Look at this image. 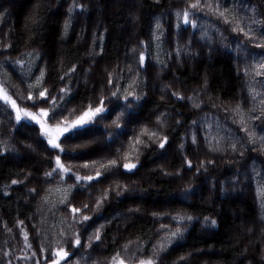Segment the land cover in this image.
<instances>
[{
    "label": "trees",
    "instance_id": "trees-1",
    "mask_svg": "<svg viewBox=\"0 0 264 264\" xmlns=\"http://www.w3.org/2000/svg\"><path fill=\"white\" fill-rule=\"evenodd\" d=\"M75 2L84 5L85 10H76L68 33L63 35L67 9L73 0H0V52H3L0 61L5 57L9 61L24 60L26 65H31V72L35 74L31 77L32 81L39 75L40 68H45L44 87L52 94L58 93L60 88L69 83L68 77L63 82L59 77L76 65L74 73L69 74L72 92L69 102L63 108L65 114L73 108L79 114L90 102L98 104L101 95L110 98V93L115 89L108 85L109 73H113L123 94L133 76L139 72V83L135 85V91L143 93L141 106L131 114L126 113L120 121L121 128L117 130L111 122L120 111L118 104L123 101H114L109 105L114 110L106 119L98 122L90 135L69 140L64 145L72 155L65 157L61 154L62 162L81 175L94 176L100 162L119 159L118 171L104 173L97 178L98 182H92L91 187H85L83 191L73 189L75 198L70 202L76 207L85 203L89 205L85 214L91 216L92 221L86 230L80 225L69 228L70 211L57 203L62 193L56 189L73 184L75 177L68 179L66 176L62 183L59 176H56L46 182L44 173L54 167V156L57 153L47 150L46 141L39 136V127L33 129L25 122L19 129H13L14 120L0 126V141H7L9 146L6 153L0 154V264H8L9 261L11 264H35L40 257H32L31 253L38 251L41 244L45 247L55 246L56 240L62 239L59 235L61 231L71 233L79 229L83 241L87 243L89 234L101 224L105 225L101 233L102 241L94 242L92 248H79L72 260L79 259L80 264H107L108 259L116 251H121L122 246L130 240L137 243L145 241V247L151 250L162 235L159 232L161 224L175 227L170 217L177 211H186L197 219L187 225L183 239L174 241L169 250L160 254L158 264H186L185 261L190 259L187 264H202L206 260L201 255L192 256V252L206 248L216 252L209 255V264H262L264 210L257 198L256 185L249 182L246 173L251 175L253 158L258 168H264V153L252 151V146L247 148L243 158L239 152L233 153L230 149L210 152L204 143L203 133L198 146L191 144V133L195 131L191 126L193 120L211 124L213 134L215 121L219 120L224 135L228 136L227 129L237 130L238 126L232 123V113L224 109L234 108L238 102L243 104L246 111L252 106L248 100L247 87L242 82L243 74L239 77L237 74V65L243 66V58L237 61L235 52L226 49L219 38L215 37L214 31L215 39L210 45L199 41L200 32L190 25L187 31L177 34L175 12L182 10L187 0ZM253 5L261 13L260 18L264 19V0H241L240 14L251 15L244 9ZM34 12L37 20L35 24L29 19ZM128 13L131 24L127 23ZM199 15L205 17V24L215 19L203 12ZM157 18L161 25L156 30L160 36L158 42L152 39ZM224 35L232 41L234 48L235 34L229 30ZM240 38L243 39L242 36ZM189 40L192 43L188 51L182 50L177 57L175 49L183 48ZM157 43L160 44L159 48ZM5 44L9 45L8 49H4ZM248 46L252 47L251 44ZM141 51L146 58L144 69L138 67ZM28 53H33V56H28ZM36 53L40 54L38 60L34 59ZM207 56L211 59L210 63ZM157 57L161 63H157ZM4 71H7L10 79L4 76ZM86 74H90V86L79 80V76ZM157 76L162 91L154 86ZM0 82L9 88L14 98H17V92L27 96V83L30 81L26 79L22 82L18 70L11 64L0 70ZM173 92H179L185 99H177L172 95ZM189 96L199 97V109L192 107L187 100ZM17 102L22 106L31 103L19 99ZM213 104L217 107H213ZM161 113L165 114L161 117L163 125L156 121ZM205 114L209 115L206 121L203 119ZM8 119V116L0 114V120ZM177 121L180 123L177 124ZM252 123L258 125V132L259 128H264V124L259 121ZM142 125L158 133L157 141L166 135L168 142L165 149H161L158 142L143 136L146 146L142 145L139 149L138 167L128 172L123 169L125 161L122 157L127 150L129 137L137 135ZM118 131L121 134H117ZM110 133L114 141L107 143ZM92 134L103 138L102 144H93L90 140ZM238 134L244 136V133ZM182 142L186 145L184 151L179 149ZM244 143L247 144L246 136ZM29 145L37 146L34 154L28 151ZM3 147L0 145V150ZM82 147L85 148L83 151ZM117 149L120 151L117 152ZM185 157L192 161L191 170H187ZM131 159L135 162L136 157ZM208 160L213 163L207 164V171L202 168L198 173L196 169L200 162ZM86 161H97V164L88 168L81 167ZM13 180L20 183L12 184ZM237 180L239 183H236ZM232 183L238 189L227 194ZM134 187L142 191L141 199L128 194ZM32 189L34 193L29 191ZM105 189L109 190L107 200L99 211H93L96 199ZM117 191H120V195H117ZM45 195L48 198L57 197V200L52 203V211H45L46 214L42 216L46 203L41 198ZM168 196L171 198L167 204L159 203L158 200ZM153 199H157V202ZM138 204L144 209L141 217L135 214ZM128 209H133L130 213L132 216L127 224L121 226L119 218L113 214ZM153 213H161L169 218L154 217ZM205 217L215 219L216 226L204 223ZM18 221H23V224H18ZM22 229L28 233L31 249L26 247L25 238L21 235ZM37 229H40L39 233ZM204 231H207V237H203ZM4 252L10 255L4 257ZM180 257H185V260L180 262Z\"/></svg>",
    "mask_w": 264,
    "mask_h": 264
},
{
    "label": "snow or ice",
    "instance_id": "snow-or-ice-1",
    "mask_svg": "<svg viewBox=\"0 0 264 264\" xmlns=\"http://www.w3.org/2000/svg\"><path fill=\"white\" fill-rule=\"evenodd\" d=\"M36 7L38 8L39 6L37 5ZM240 7L241 0H231V2L230 0H187L185 7L175 12V27L177 29V34L180 35L183 31H187V26L190 25L192 29L200 32L199 41L209 45L214 41L215 37H218L220 43L223 44L226 49L235 52V59L237 61L243 58V66L237 65V74L238 77L241 73L243 74L244 80L242 82L247 87L248 100L252 106L246 111L243 104L238 102L234 108L224 109L225 112L232 113L230 118L232 123L238 126V129L234 130L228 128L227 132L229 135L225 136L219 120L215 121V134H213L211 124L202 123L201 120H193L191 122V126L195 129V131L191 133L192 145H199L200 136L201 133H203V140L208 151L224 152L230 149L233 153L239 152L240 156L243 158L249 146H252V151L264 153V128H259L258 132V125L252 123L253 121H259L261 124H264V19L260 18L261 13L255 5L250 8L245 7L244 9L246 13H251V15H241L239 11ZM77 9L83 12L85 7L84 5L77 4L75 0H73V3L67 9L63 35L68 33L73 14ZM201 12L215 19L205 24L203 22L205 17L199 15ZM29 19L33 24L37 22L35 12L30 15ZM160 27V21L159 18H157L152 33V39L157 42L160 40V36L156 34V30L160 29ZM210 29L212 31H210ZM229 30L231 33L235 34L233 36V40L235 41L234 48L232 46V41H229L224 35V33ZM213 31L215 37L213 36ZM241 36L243 39L240 38ZM101 41H103V36H101ZM191 43L192 41L189 40L188 44L183 46V48L177 47L175 49L176 56L179 57L182 50L187 52ZM249 44H251L252 47H249ZM3 47L4 49H8L9 45L5 44ZM157 47H160L159 43H157ZM132 51L135 53V49ZM0 55H3V52H0ZM27 55L32 57L33 53H28ZM169 58H171V54H169ZM34 59H40V54L36 53ZM157 63H161L158 57ZM7 64H11L13 68L18 70L19 78L22 82H25L26 79L30 82L27 83V96L25 97L22 93L17 92L15 93L17 98H14V94L10 92L9 88L6 87L3 82H0V114L9 117L7 121L0 120V126H3L5 123H12L14 120L15 123L12 124L13 129H19L25 122H27V126L33 129H35L36 126L39 127V136L43 141H46L47 150L57 153L54 156V167H51L44 173L46 182L56 176H59L62 183L65 182L66 176L68 179H71L72 176L75 177L73 184H69L63 189H56V191L62 193L57 203L65 206L66 209L70 211L71 224H69V228H72L73 225H80L86 230L87 226H89L92 221V217L85 214L89 209V205L85 203L81 207L74 206L70 202L71 199L75 198L73 189L75 188L76 191H83L85 187H91L92 182H98L97 178L102 177L104 173H109L113 170L118 171L119 159L113 158L108 159L106 162H100V167L96 170L94 176L81 175L79 172H74L71 166H67L62 162L61 154L65 157L72 155L71 152L66 150L64 145L69 140L77 139L83 135H90L91 130L98 126V122L106 119V116L110 115L111 111L114 110L111 109L109 105L114 101L122 100L123 103L118 104L120 111L111 122L115 125L116 129L119 130L121 128L120 121L125 117V114H131L135 112L136 108L141 106L143 93H137L135 91V85L139 83V72L136 73V76H133L128 87L124 89L123 94H121L117 79L114 77L113 73H109L108 85L113 86L115 89L110 93V98L101 95L98 104L94 105L90 102L79 114H76L77 109L75 108L68 109L67 114H65L63 108L64 105L69 102V96L72 92L69 74L74 73L76 65H73L72 68L68 69L67 73L59 77L62 82L68 77L69 83L60 88L58 93L52 94L48 88L44 87L46 77L45 68H40L39 75H36L35 80L32 81L31 77L35 74L31 72V65H26L24 60L16 59L9 61L8 58L5 57L4 60L0 61V70H3ZM138 67L140 69L146 67V58L143 51H141L139 55ZM129 71H132L131 66H129ZM3 74L6 78L10 79L7 71H4ZM206 85L207 80L205 79V86ZM172 95L179 100L185 99L179 92H173ZM17 99L31 103L27 106H22L17 102ZM187 100L191 102L194 109H199L201 107V101L198 96H189ZM38 104H45L47 106L37 107ZM212 106L217 107L216 104ZM33 109H35V111H33ZM164 115V113H161L160 116L156 117L158 124L163 125L164 122L161 117ZM208 118L209 115L205 114L203 119L206 121ZM179 123L180 122L177 121V124ZM238 133H244V136L247 137V144L244 143V136ZM117 134L121 133L118 131ZM143 136H147L150 141L158 142L161 149H165L168 142V136L166 135L157 141L158 133L148 128L147 125H142L137 135L129 137L127 150L122 157L125 161L123 163V169L128 172H132L138 167L139 149L142 145L146 146L145 141L142 139ZM113 141V134L110 133L107 143H112ZM226 141L227 146L225 147ZM0 145H4L3 149L0 150V154L6 153L9 150L7 141H0ZM256 145L259 147L257 148ZM29 147H31V145H29ZM179 149L184 151L186 145L182 142L179 145ZM119 151L120 149H117V152ZM133 156L136 157L135 162L131 159ZM49 163H51V161ZM184 163L187 165V170H191L192 161L185 157ZM212 163V160H208L207 162L201 161L196 171L199 173L202 168L207 171V164ZM95 164H97V161H86L81 167L88 168L90 165ZM246 177H248L250 183H255L257 198L260 201L261 209L264 210V168L257 167L255 158H253V163L251 165V175L249 176L248 173H246ZM17 183H20V181H12V184ZM236 183H239V181L237 180ZM126 187L127 186H125V189ZM123 190L124 189H121L120 191ZM29 191L32 193L35 192L34 189ZM48 191L51 192V189ZM120 191H117V195H120ZM108 195L109 190L105 189L96 199L93 211H99L103 206V202L107 200ZM41 199L45 203L48 202L47 195ZM152 215L154 217L163 216L165 219L169 218L161 213H153ZM66 219L67 218H65V220ZM195 219H197V217L189 215L186 211L175 212V214L170 217L175 227L172 228L169 225L161 224L159 232L162 235L160 239L152 245L151 250L145 247L147 243L145 241H140L136 244V242L130 240L122 246L124 252L130 253V255L124 256L120 251H116L108 259L107 264H158L160 254L169 250V246L172 245L174 241L183 239L184 232L187 230V225ZM63 222L64 221H62V223ZM204 223H210L215 227L217 221L215 219L209 220L208 217H205ZM18 224H23V221H18ZM104 227V224L97 226L94 232L89 234L87 243L83 241V234L79 229L71 231V233L61 231L59 235L62 239L56 240L55 246L45 247L41 244L39 250L33 251L31 256L40 257V259L35 261V264H80V260L77 259L73 261L72 256L76 255V251L79 248H92L95 246L94 242H101V233ZM39 231L40 229H37L38 233ZM21 235L25 238L26 247L31 249L32 244L28 241V233L22 229ZM134 244H136L135 250H133L132 247ZM69 249H71V251ZM9 255V252L3 253L4 257H8ZM25 259H27V257H25ZM178 259L180 262H183L185 257H180ZM261 260L262 264H264V256H262ZM8 264H11V262L9 261Z\"/></svg>",
    "mask_w": 264,
    "mask_h": 264
},
{
    "label": "rangeland",
    "instance_id": "rangeland-1",
    "mask_svg": "<svg viewBox=\"0 0 264 264\" xmlns=\"http://www.w3.org/2000/svg\"><path fill=\"white\" fill-rule=\"evenodd\" d=\"M97 10L98 11H100V9H98L97 8ZM51 11V10H50ZM52 12V11H51ZM130 13H128V15H127V19H128V24H131V16L129 15ZM99 23V22H98ZM92 52V51H91ZM91 52L89 53V55H91ZM207 58V61H209V63H210V61H211V59H210V57H206ZM86 77V78H85ZM90 74H86V76H79V80L80 81H83L87 86H90L91 84L89 83L90 82ZM160 83V79H159V77L157 76V78H156V83L154 84V86L156 87V88H158V90L159 91H162V89H161V85L159 84ZM153 85V84H152ZM90 140H92L91 142H94L93 144H102V140H103V138H101L100 136H98L97 134H92V137L90 138ZM36 148H37V146H34V147H29V149H28V151L31 153V154H34L35 152H36ZM85 148H81V151H83ZM24 154V153H23ZM243 174V173H242ZM228 182H231V179H228L227 180ZM207 182H209V180L207 179ZM61 189H63V188H65V187H60ZM238 188H237V185L235 184H230V188H229V190L227 191V194H231V193H233V192H235L236 190H237ZM145 192V191H144ZM143 192V193H144ZM129 195L131 194V195H136L137 196V199H141V195H142V191H140V189L137 187V188H133L132 189V191L131 192H129L128 193ZM141 194V195H140ZM180 196H182L181 194H180ZM144 197V196H143ZM174 197V195L172 196V198ZM183 197V196H182ZM170 198H171V196H168L167 198H161L160 200H158L159 201V203H162L163 205H165V204H167V202L170 200ZM57 200V197H49L48 198V202L46 203V207H45V209H44V212L43 213H41L42 214V216H44V214H46V212L48 213H50L51 211H52V207H54L53 205L54 204H52V203H54L55 201ZM154 200V202H157V201H155V200H157V199H153ZM58 201V200H57ZM138 209L136 210V212H135V214H137L138 216H143V214H144V209L138 204ZM131 210L133 211V209H128V211H123V212H119V213H117V212H115L113 215L115 216V217H118L119 218V220H120V225L121 226H124L125 224H127L129 221V219L131 218ZM46 211V212H45ZM233 233H234V231H233ZM208 236V234H207V231H204V233H203V237H207ZM132 241H134V242H136V244H138L137 243V241H135V240H132ZM136 244H134L132 247H133V250H135V247H136ZM121 254L122 255H124V256H129L130 255V253H125L124 252V250H123V247H122V249H121ZM216 252L214 251V249H211V248H206V249H200V250H195L194 252H192V256L193 255H201L202 257H203V259H205L206 260V262H202V264H209V260L207 261V259L209 258V255L210 254H215ZM191 256V257H192ZM191 260V259H190ZM190 260H186L185 261V263L187 264V263H189L190 262ZM237 260H240L239 258H237ZM172 264H176V262L175 263H172Z\"/></svg>",
    "mask_w": 264,
    "mask_h": 264
},
{
    "label": "bare ground",
    "instance_id": "bare-ground-1",
    "mask_svg": "<svg viewBox=\"0 0 264 264\" xmlns=\"http://www.w3.org/2000/svg\"><path fill=\"white\" fill-rule=\"evenodd\" d=\"M223 156V155H222Z\"/></svg>",
    "mask_w": 264,
    "mask_h": 264
}]
</instances>
